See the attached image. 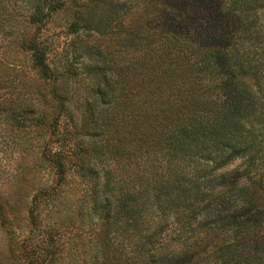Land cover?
Segmentation results:
<instances>
[{"label":"trees","instance_id":"trees-1","mask_svg":"<svg viewBox=\"0 0 264 264\" xmlns=\"http://www.w3.org/2000/svg\"><path fill=\"white\" fill-rule=\"evenodd\" d=\"M62 5L27 22L41 29ZM75 13L70 33L101 59L79 117L54 93L47 141L0 142L22 186L38 178L29 264H264V0H89ZM29 45L50 79L46 48ZM13 83L0 123L33 121Z\"/></svg>","mask_w":264,"mask_h":264},{"label":"rangeland","instance_id":"rangeland-1","mask_svg":"<svg viewBox=\"0 0 264 264\" xmlns=\"http://www.w3.org/2000/svg\"><path fill=\"white\" fill-rule=\"evenodd\" d=\"M56 1L0 0V93L7 89L6 84L21 81L18 87L14 82L9 91L24 89L21 94L34 111L33 121L28 123H0L2 144L12 140L7 138L8 135L24 143L47 141L48 126L55 111V104L51 99L54 93L65 98L69 104L68 113L77 119L81 113L83 97L90 86L86 67L101 61L98 55H90L80 49V43L69 30L75 12L82 9L83 4L89 0H61L64 5L56 6L41 29L27 22L28 16L38 6L39 9H48ZM127 1L135 3V0ZM81 38L86 40L85 35ZM93 38L102 54L106 51L111 53L116 48L113 42L106 48V35L94 34ZM31 41L46 48L45 60L52 70L50 79L41 78L33 68L29 50ZM27 153L31 155L29 150ZM17 160L15 156L10 158L0 152V194L9 195V202L0 201L1 204L8 203L5 210L9 219L7 228L2 225L0 218V264H29L31 259L34 230L29 224L27 214L31 196L34 194V190H31L33 178L27 179L25 186H22L20 176L14 175L20 168ZM22 163L25 164L24 161ZM239 164L240 161H236L223 171H230ZM37 181L38 178L32 184L33 187H36Z\"/></svg>","mask_w":264,"mask_h":264}]
</instances>
